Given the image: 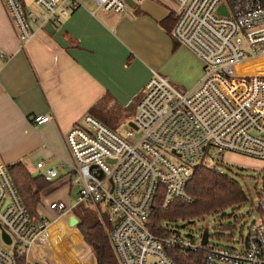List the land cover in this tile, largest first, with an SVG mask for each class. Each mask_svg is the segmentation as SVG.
Here are the masks:
<instances>
[{"label": "built area", "instance_id": "obj_1", "mask_svg": "<svg viewBox=\"0 0 264 264\" xmlns=\"http://www.w3.org/2000/svg\"><path fill=\"white\" fill-rule=\"evenodd\" d=\"M1 1L22 44L34 28L57 26L82 5L81 0ZM94 1L97 9L132 14L143 0H130L134 6L129 0ZM155 1L174 17L171 35L197 55L203 75L194 88L182 90L153 71L137 104L135 125L130 123L125 134L90 114L68 131L71 161L63 168L77 189V204L88 203L100 216L107 215L120 264H179L175 255L192 253L201 255L200 264H264V215L232 245L212 244L210 235L203 244L208 225L200 236L183 234L166 222L169 231L162 234L147 226L158 190H163L164 209L176 199L191 200L186 186L200 165L213 167L226 152L264 163V0ZM52 119L37 115L33 122ZM137 132L140 137L131 141ZM37 167L40 175H58L44 162ZM260 177L256 210L264 214V164ZM49 209L52 218L33 216L0 160V264H18L17 257L35 263L39 240L49 238L57 248L71 241L73 207L56 200Z\"/></svg>", "mask_w": 264, "mask_h": 264}, {"label": "crops", "instance_id": "obj_2", "mask_svg": "<svg viewBox=\"0 0 264 264\" xmlns=\"http://www.w3.org/2000/svg\"><path fill=\"white\" fill-rule=\"evenodd\" d=\"M90 1L81 2L57 26L34 28V35L22 44L0 0V160L7 165L22 161L35 176L40 175V162L57 169L39 207L60 187L72 194L74 186L63 168L71 161L65 136L87 114L108 122L105 113L112 108L120 117L137 110L153 71L182 90L194 88L203 75L201 60L176 44L166 27L171 14L163 4L143 0L132 14H117ZM46 114L53 119L33 122ZM56 200L66 202H47ZM74 235L81 238L72 230L71 239ZM42 241L48 253L38 252L35 263L46 255L55 261L75 257L70 242L63 241L65 253L49 238Z\"/></svg>", "mask_w": 264, "mask_h": 264}, {"label": "trees", "instance_id": "obj_3", "mask_svg": "<svg viewBox=\"0 0 264 264\" xmlns=\"http://www.w3.org/2000/svg\"><path fill=\"white\" fill-rule=\"evenodd\" d=\"M173 26L174 17L169 15L166 27L170 33ZM175 42L178 44L176 40ZM7 168L26 208L33 216H39L41 194L53 184V180L45 175H33L22 161L8 164ZM186 191L191 196L190 201L176 199L164 209L163 190H158L147 222L153 233L162 234L169 231L164 222L170 225V222L179 219H193L220 212L227 207H237L249 201L239 182L220 171L216 165L213 167L200 165L196 168ZM73 212L79 220L77 230L94 254L97 264H120L109 240L107 215L100 216L93 207L82 204L75 205ZM174 257L179 264H200L201 255L192 253ZM36 262L41 263L40 260ZM17 263L36 264L28 262L24 257H17Z\"/></svg>", "mask_w": 264, "mask_h": 264}, {"label": "rangeland", "instance_id": "obj_4", "mask_svg": "<svg viewBox=\"0 0 264 264\" xmlns=\"http://www.w3.org/2000/svg\"><path fill=\"white\" fill-rule=\"evenodd\" d=\"M81 2L88 3L91 1L81 0ZM136 113L137 110L132 108L127 114L120 117L121 114L119 110L117 108H112L111 111L105 113V120L109 119V121H103V123L120 133L125 134L130 123L134 121ZM139 137L140 132H137L136 137L131 139V141L136 142ZM263 164V161L245 155L231 152L224 153L222 160L217 162V168L239 182L249 198V201L237 207H227L220 212L197 216L193 219H179L174 222H168L170 227L176 228L183 234L200 236L203 227L207 223L210 243L232 245L235 242L238 244L237 240L248 232V227L252 221L254 219H260L264 215L259 210H256L261 195L260 169ZM73 189L74 190L70 195V193H66L67 189L65 187H60L53 192L51 198H64L68 207H74L77 204V199L75 195L76 189L74 187ZM51 198L48 197L47 199H43L44 201L42 205L38 207L40 215H48L49 217L51 216V218L54 216V212L49 209L50 202H47V200ZM82 206H89V204L82 203ZM73 214L75 215L74 212ZM189 220H192L193 222L191 223ZM73 230L78 234L77 226H74ZM69 242L72 244L71 247L76 250L75 257H62L61 260L63 261H55L52 257L46 255V258L42 257L40 260L41 264H97L94 254L86 245L82 236L80 238L79 235H74ZM52 244L54 245V243ZM6 247L9 250L14 251V246ZM60 249L65 253L68 250V248L62 250V247ZM38 252L48 253L47 249L43 246L42 240L37 242L33 254L36 255ZM72 258L74 261H72ZM78 258L80 260H78ZM32 261L33 259L30 262Z\"/></svg>", "mask_w": 264, "mask_h": 264}, {"label": "water", "instance_id": "obj_5", "mask_svg": "<svg viewBox=\"0 0 264 264\" xmlns=\"http://www.w3.org/2000/svg\"><path fill=\"white\" fill-rule=\"evenodd\" d=\"M129 2L132 4V2H131L130 0H129ZM132 5L134 6L135 4H132ZM48 26H49V25H48ZM131 125H135V124H134L133 122H131ZM196 167H197V166H196ZM190 222L192 223L193 221H190ZM206 222H207V221H206ZM78 223H79L78 218H77L75 215H71V217H70V225H71V226H77ZM207 225H208V224L206 223V226H207ZM3 236H4V238H5L8 242L11 241L9 235H7V233L5 232V230L3 231ZM208 239H209V232H208V228L206 227L205 230H204L202 243H203V244H207Z\"/></svg>", "mask_w": 264, "mask_h": 264}]
</instances>
